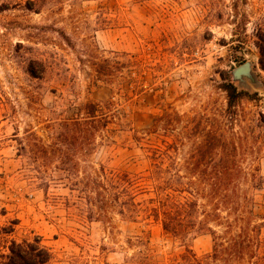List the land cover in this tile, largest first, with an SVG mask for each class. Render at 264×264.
<instances>
[{"label": "rangeland", "instance_id": "obj_1", "mask_svg": "<svg viewBox=\"0 0 264 264\" xmlns=\"http://www.w3.org/2000/svg\"><path fill=\"white\" fill-rule=\"evenodd\" d=\"M240 58L259 86L231 81ZM224 77L244 94L234 129L259 167L263 222L264 0H0V264L34 240L52 264H176L181 245L152 220L99 210L94 181L100 166L143 172L151 148L189 160L195 118L224 112ZM107 103L105 138L74 124ZM189 245L202 257L213 242Z\"/></svg>", "mask_w": 264, "mask_h": 264}, {"label": "trees", "instance_id": "obj_2", "mask_svg": "<svg viewBox=\"0 0 264 264\" xmlns=\"http://www.w3.org/2000/svg\"><path fill=\"white\" fill-rule=\"evenodd\" d=\"M132 59L129 56L131 65ZM243 62L242 58L236 61L237 65ZM223 81L224 112L213 117L195 116V129L200 131L202 142L194 147L189 160L179 163L177 150L170 146L164 151L151 148L147 156L150 162L143 172L100 166L94 181L99 210L106 213L112 204L121 216L152 220L181 245L183 253L175 259L176 264H264V218L257 222L250 194L259 188V167L249 162L250 149L234 129L239 121L237 106L244 94L227 77ZM111 103L85 105L81 108L84 117L74 124L90 126L95 135L105 138L108 125L116 117ZM260 123L264 126L263 114ZM65 126L68 130L70 125ZM171 129L168 124L166 130ZM139 195L148 197L145 205L136 203ZM201 235L211 236L213 246L210 253L197 257L189 243ZM52 260L49 250L34 240L13 243L10 256L1 264H52ZM147 262L151 263L150 258Z\"/></svg>", "mask_w": 264, "mask_h": 264}, {"label": "water", "instance_id": "obj_3", "mask_svg": "<svg viewBox=\"0 0 264 264\" xmlns=\"http://www.w3.org/2000/svg\"><path fill=\"white\" fill-rule=\"evenodd\" d=\"M230 79L242 87H245L247 82L255 86L260 85L252 72V63L248 61L234 68L230 72Z\"/></svg>", "mask_w": 264, "mask_h": 264}]
</instances>
